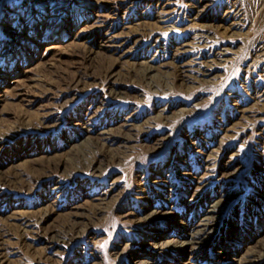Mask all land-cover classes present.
<instances>
[{
    "label": "rangeland",
    "instance_id": "1",
    "mask_svg": "<svg viewBox=\"0 0 264 264\" xmlns=\"http://www.w3.org/2000/svg\"><path fill=\"white\" fill-rule=\"evenodd\" d=\"M149 26L155 42L141 36ZM97 32L115 44L123 38L131 42L112 50ZM196 36L206 41L197 44ZM134 61L151 62L163 73L198 62L212 68L210 76L198 74L202 81L177 78L165 90L117 77L113 88L121 97L91 76L109 65L120 76ZM78 77L87 84H70ZM37 119L44 122L41 127L27 126ZM79 119L143 130L134 151L67 179L63 169H69L75 141L86 135L72 125ZM0 138V178L20 173L28 183L17 188L0 181V257L7 260L0 264H137L148 258L182 263L184 255L157 253L159 242L177 235L179 222L194 223L206 197L220 190L229 194L218 208L215 233L187 264H228L235 252L259 248L264 241V0H0ZM114 143L119 142L108 145ZM45 157L60 160L56 172L36 171ZM108 191L111 207L93 215L87 205ZM48 201L57 215L31 227L21 220ZM72 210L79 215L71 219L85 220L87 213L92 221L80 225L83 233L67 243L54 239L51 232ZM148 210L158 212L147 229L121 217ZM230 228L237 241L217 253ZM131 242L130 251L113 255Z\"/></svg>",
    "mask_w": 264,
    "mask_h": 264
},
{
    "label": "bare ground",
    "instance_id": "2",
    "mask_svg": "<svg viewBox=\"0 0 264 264\" xmlns=\"http://www.w3.org/2000/svg\"><path fill=\"white\" fill-rule=\"evenodd\" d=\"M118 26H116V27H118ZM146 29H147V27H144V29L142 28L141 30L143 31V30H146ZM153 29H154V27H150L149 26V32L148 33L141 32V36H143L144 38L147 36L146 37V38H148L147 40L152 39L155 42L157 40L156 39L157 36H155V33H154ZM101 31H103V30H101ZM134 32L135 33L138 32V28H136L134 30ZM96 34L98 35L99 38H102V42H105L104 44H107L108 47H112V50H117L118 48L119 49L120 48L124 49L126 44L130 41V39H129V41H124L125 38H123L124 40L119 41L118 43L115 44V43L111 42L109 40V38L108 39L107 38L104 39L103 37H104L105 34L98 33V32ZM135 38H136V36H135ZM135 38L133 39L134 44H137L138 42H140V39H138L139 37L136 38V39ZM205 41L206 40H205L204 36L203 37L202 36H198V37L196 36L195 42L197 44H203ZM182 42H184V41H182ZM183 45H185V44H183ZM119 57H120V55H119ZM220 60L221 61L225 60V57H222V59L220 57ZM248 61H250V60H248ZM178 62H181V61L178 60ZM251 62L253 63V61H251ZM193 66L194 67H192V66L190 67V66H185V64H179V65L175 66L177 69L174 68V70H172L169 73L168 72L163 73L161 70L159 71L157 66L153 65L151 62L148 63L147 61H140L138 63H135V61H134L133 63H131V65H129V67L124 72H122V74L120 76L116 75L117 73L115 74L113 72V67L110 66V65L107 66V67H100L99 71L96 74L91 75V76H92V78L97 79V81H100V79H101V81H103L104 84H106V85L109 84V86H108L109 92L113 93V96H115V97H121L123 95V92L121 90H118V87H117V89L113 88V84L115 83V81L118 80L117 77H119L121 79L122 78L123 79L124 78L125 79H130V81H136V80L137 81H141V82H143L145 84L146 88H154L156 90H165V89H167V87H169L168 82L171 81V80L175 81V79H177V78L180 79V81H182V82L183 81H187V80L193 82V81H198V80L202 81L203 80L201 78L198 79V74H199V76L200 75H204V76L208 75V76H210L211 68H212L211 64H207V63L206 64H202V62H198L197 64H194ZM252 68H253V66L251 67V69ZM206 80H207V78H206ZM72 83H73L74 86H77V85H80V84L83 85L84 83H85L84 85L87 84L86 81L83 80L81 77L74 78L72 80V82H70V84H72ZM96 107L97 106L92 107V109L90 110L91 114L96 111V109H97ZM186 110L187 109H183L182 108L180 113L184 114ZM238 112H240V111H238ZM161 115L162 114H160V113L157 114L156 117H154V119L159 121V119L161 118ZM134 120H135V118H134ZM43 124H44V122H42L41 120L37 119L32 124L29 123L27 126L28 127H33V126L35 127L36 126V128H38V126L41 127ZM72 125L75 128H77V130L78 129H82L85 132L86 135L82 136V137H78V139L75 141L76 149H75V152L71 153V156L69 158V165H68L69 166L68 170H70L71 173H66V171H68V170H65V168L63 169L64 177H66L67 179L71 178L72 175L74 176V173L79 172V171L80 172L81 171H83V172L86 171L88 173H92L94 171L96 172L97 170H101L102 169L101 165L103 164V162L112 161V160H116V159L121 158L124 155V152H126V150L129 149V148H131V151H134L135 148L134 149H132V148L136 144V142H135L136 138L139 136V133L141 132V130H143V129H141L140 126H137V125L134 126L133 124H130V123L127 124L128 126H126L125 123H123V124L121 123V124H118V125L112 124V125H103V126H101V125H93L91 123H88V121L86 119L82 120V121L79 119L78 121H75ZM133 126L135 128H133ZM228 128L229 127L225 128L223 130V132L224 131L226 132V130ZM91 131H92L93 134H90ZM223 134L225 135V133H223ZM112 140H115V141L118 140L119 143L118 144L114 143L115 144L114 146H109L108 144ZM2 141L3 140L0 138V144L2 143ZM128 141L130 143H128ZM133 142H135V143H133ZM209 152H210V150H209ZM45 158L46 159H44V160L41 159L40 164H39L40 166L42 165V168H37L38 170L35 168L36 171H44V173L45 172L47 173V172H50V171L51 172H56L58 170V167H59V164H60V160H55V159L49 158V157H45ZM33 168H34V166L32 167V169ZM9 174H11V173H9ZM218 174L219 175L220 174L223 175V172L219 171ZM218 174L216 176H218ZM11 175H12L11 177H5V176L1 177L0 181H2V183L7 185V186H9V185L13 186V187L16 186L17 188H23L24 186H28L27 180L26 179L24 180L23 176H21L20 173H14L13 172ZM218 179L221 180L220 177L213 178V180H215V181H217ZM153 181L154 182H158V179L157 180H153ZM17 182H18V184H16ZM51 182H52V180H51ZM250 186H252V185H250ZM58 187H59L58 182H54L52 184V189H57ZM224 191L225 192H224L223 195H222V192L220 190L219 192H216L215 196L209 197V198L206 197V201H207L208 204L202 209V211L197 212L195 214L196 216H195L194 223H192V222H189V223L188 222H179L181 225L179 227L180 230L177 232V235L174 234L175 236L172 235L171 237H168L167 239L162 240V242H159L160 245L158 244V247H159L160 251H158L157 253L165 255V254L170 253V252H176L177 255H184V256L187 257V259L184 262H182V263H177L176 262V263L177 264H187V262H188L187 260H190L191 257L195 256L197 254V252H199V249L204 248L207 245V242L210 241V238H212L213 234L215 233V230H216L217 225L219 223L220 212H221V210H219L218 208H222L224 206L225 202L228 199L229 190H224ZM197 195L193 196V197L196 198V197H198ZM111 196H112L111 191H108V192H105L102 195L100 194V195L96 196L94 198L95 200L91 201L87 205L88 210L94 215V214H96L98 212H101L107 206L111 207V205H112L111 198H110ZM202 197H204L203 194H201V198ZM107 204H109V205H107ZM73 207H74L73 209L75 210L79 206H77V205L75 206L74 205ZM55 210H56L55 209V203H52V202L48 201L45 204V206L42 207L40 210H35V211H30V212L25 213L27 215L24 216V218L21 217V220H25L26 222H29L30 225L28 223H26V225H29L31 227V226L39 223L38 221H40L42 219L46 220V219H48L49 217H51L53 215L54 216L57 215L58 213L57 212L55 213ZM156 212H158V211L157 210L144 211L141 216H136L135 214H132V212H127V213L122 214L121 217H122V219H128V218L129 219H132V218L136 219V221L139 222L138 227L143 230V229L149 228L151 220H152V218H154V214ZM163 212H165V211H163ZM165 213H167V212H165ZM76 215H79V213L72 210L71 212H69L67 214V216H68L67 218L63 217L64 219H62V225L60 226V228L56 229V231L51 232V235L54 236V239H56L55 237L58 236V238L62 242H66L67 243L70 240H72L74 237H77L78 235L83 233V229L80 227V225L88 222L89 220L92 221L91 220L92 217L91 216L89 217V215L87 213H85V220H82V219L75 220V219H71L70 218V216H76ZM30 218H33L34 221L33 220L30 221L29 220ZM35 218H38V220H36ZM37 229L38 228H36V230ZM29 231L32 232V231H34V229L30 228ZM238 237H239V235L237 234V232L234 229L230 228V231L227 232L226 237L221 238L220 245L218 246V249H217V253H220V252L225 253L224 252L225 249H231V246H233V243H235V241H237ZM133 244H135V243L131 242L130 244L126 243L123 246H120L119 250H117V249L114 250L113 255H115V256L117 255L118 256V255H121L123 252L130 251L131 250V248H130L131 246L130 245H133ZM244 251H242L243 253H241V254L238 253V252L237 253L235 252L234 255H231L229 258H227L228 260L226 259V261L229 262L228 264H264V241L262 242V245L259 248L255 249V248H252V247H247L246 249H244ZM0 259H1L2 263H6L7 262V260L6 259L4 260L3 257H0ZM177 259H179V258H177ZM175 261H177V260L175 259ZM137 264H157V262H156V260L154 258L153 259H149L148 258V259H144V260H139Z\"/></svg>",
    "mask_w": 264,
    "mask_h": 264
}]
</instances>
